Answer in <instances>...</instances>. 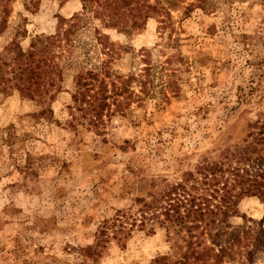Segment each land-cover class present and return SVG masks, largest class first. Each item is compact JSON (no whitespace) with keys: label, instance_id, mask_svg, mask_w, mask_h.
I'll use <instances>...</instances> for the list:
<instances>
[{"label":"rangeland","instance_id":"374dc122","mask_svg":"<svg viewBox=\"0 0 264 264\" xmlns=\"http://www.w3.org/2000/svg\"><path fill=\"white\" fill-rule=\"evenodd\" d=\"M159 1L167 12L148 11L141 27L128 16L110 28L94 0H0V55L51 42L73 16L81 43L95 40L94 28L113 43L112 57L91 47L92 63L136 77L119 97H128L123 112L99 119L76 109L75 68L39 88L42 99L0 91V264L172 262L184 243L157 221L103 246L98 226L205 157L250 146L252 157L264 156V0H206L203 9L197 0ZM227 222L249 227L253 239L222 264H264V199L239 196Z\"/></svg>","mask_w":264,"mask_h":264},{"label":"trees","instance_id":"16d2710c","mask_svg":"<svg viewBox=\"0 0 264 264\" xmlns=\"http://www.w3.org/2000/svg\"><path fill=\"white\" fill-rule=\"evenodd\" d=\"M87 1L91 4L93 0ZM177 1L181 0H169L168 4L175 6ZM94 2L101 8H93L94 15H107L104 25L110 28L125 26L128 16L130 25L139 28L148 18V11L167 12L166 7H159V0L152 6L141 0ZM197 2L203 9L207 1ZM79 30L76 17L62 18L51 42L35 39L25 51L15 44L6 46L0 55V91L18 88L25 97L42 99L39 88H54L56 77L62 75L67 66L76 70V89L72 95L76 109L91 119L123 112L128 97H119L128 92L127 88L136 77L111 72L108 60L92 63L91 47L99 46L103 54L112 57L113 43L96 28L93 31L95 40L81 43L77 39ZM77 47L80 50L75 52ZM139 83L141 88L146 86L145 81ZM250 147L221 153L216 160L205 157L177 180L153 183L152 191L145 197H136L132 206L117 210L111 219L100 223L96 232L97 245L103 246L120 232L144 228L150 221H157L166 231L174 230L181 236L185 250L172 262L162 256L154 264H222L225 257L234 260V255L253 239L249 227L231 229L227 222L234 213L236 199L242 195L264 199V172L254 170L264 166V156L252 157L257 151ZM88 251V256L96 255L95 249Z\"/></svg>","mask_w":264,"mask_h":264}]
</instances>
